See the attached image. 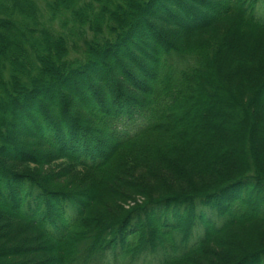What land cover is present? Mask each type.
<instances>
[{
    "label": "trees",
    "instance_id": "1",
    "mask_svg": "<svg viewBox=\"0 0 264 264\" xmlns=\"http://www.w3.org/2000/svg\"><path fill=\"white\" fill-rule=\"evenodd\" d=\"M192 1L189 5L186 0H0V215L9 217L8 221L20 227L21 232L27 226L33 232L40 229L45 240L39 242L30 237L31 233L13 230L12 237L6 234V240L0 237V241L7 242L8 247L12 243L19 247L15 242L23 235L20 241L30 243V247L7 258L3 254L7 245L0 246V264H27L20 256L36 258L35 253L45 259L32 264H51L54 259L59 264H240V259L264 264V158L254 154V144L264 134V103L258 101L259 89L264 85V0ZM156 6L168 13L173 30L164 31L157 24L151 13ZM143 24L152 31L151 38L143 42V51L139 50L133 61L140 57L150 63L146 87L141 89L147 91V102L133 100L122 88L119 95L115 75L106 66L104 80L107 84L109 80L112 93L103 94L113 101L105 103L97 94L103 84L88 71L101 64L107 53L138 34ZM223 58L233 62L236 73H223L219 65ZM221 74L229 76L227 84ZM48 92L56 94L58 103L47 96ZM225 97H237L234 99L244 122L237 126L239 137L228 131L231 136L221 142L224 146H211L202 141L208 138L199 135L195 124L184 120L207 103H222ZM17 104L27 106L25 109L40 107L37 116L27 119L34 130L32 134L37 132L39 138L49 141L51 150H69L66 142L75 139L69 134L74 118L79 129L88 128L91 136H101L112 143L106 145L108 151L98 146L79 155L80 164L97 175L94 188L88 181H72L73 177L70 187L68 183L60 187L61 183L56 182V188H50L34 175L12 168L7 158L27 162L30 158L24 156L35 151L37 157L32 146L42 141L30 134L27 139H14V126L19 122ZM81 108L89 117L88 124ZM42 111L51 115L45 116ZM58 112L61 119H68L58 121ZM50 116L55 120L51 124ZM112 126L117 135L111 132ZM31 137L33 144L28 142ZM177 138L181 146L175 147ZM12 141L14 146L9 144ZM181 149L187 154L177 155ZM6 150L12 155H7ZM200 155L206 157L196 163ZM182 156L196 166L194 176L208 178L206 182L197 179L204 184L201 189L186 180L188 171L176 162ZM229 157L235 161L230 165L232 170L228 169L232 162L226 160ZM130 161L141 163L140 167L150 172V179L149 174L134 178L151 192L149 202L141 210L137 207L124 211V216L107 222L114 212V201L110 200L113 195L119 200L129 198L125 193H113V188L129 184L125 173L129 181L133 179V173L127 172L133 167L121 172ZM173 181H184L186 187L172 183L176 186L171 189L169 183ZM232 186H236V192L223 196L222 191L228 192ZM161 191L166 197L167 212L156 215L168 227L173 217L172 223L177 225L193 219L192 226L185 228L187 233L177 235L174 229L160 237L141 228L142 223L136 224L154 217L150 214H154L157 202L151 199ZM107 198L108 203L102 204ZM181 206L182 214L168 212L169 208L180 210ZM198 207L210 209L211 218L202 220L199 215L195 219ZM243 223L260 227V233L256 228H252L254 233H242L256 242L251 246L246 238H238L226 246V238H222L225 231L232 229L234 233L233 227ZM198 225L201 229L195 234ZM230 236L226 234L227 240L233 238ZM211 244L228 248V263L210 249V254L202 253ZM232 247L238 250L233 252Z\"/></svg>",
    "mask_w": 264,
    "mask_h": 264
},
{
    "label": "rangeland",
    "instance_id": "2",
    "mask_svg": "<svg viewBox=\"0 0 264 264\" xmlns=\"http://www.w3.org/2000/svg\"><path fill=\"white\" fill-rule=\"evenodd\" d=\"M186 1L189 3V5L192 4V2H193L192 0H186ZM158 9L159 8L157 6L153 7V10L151 12L154 16H156L155 21L158 22L157 24H160V26H162V29L164 31H167L170 29L173 30V28H175L174 25L171 26L168 23V20H170L168 13L165 10H161L162 11L161 12ZM157 17H158V19H157ZM159 19H161V20L159 21ZM165 19H166V21H165ZM190 22H193V20H191ZM148 28H149V26L146 24L139 26V31H138L139 33L138 34H136L133 37H130L117 50L112 51L111 53H107V55H105L103 57V62L101 64H95L88 71V73L94 75V77L97 76V78H99L98 79L99 83L103 84V86H100V89H98L97 94L99 95V97H101V100L104 101L105 103L109 104L113 101L112 98L105 96V94H103L104 91H106V93L109 95L112 93L109 86H108L110 84L109 80H108V84H107V81L104 80V79H106V78H104V76L106 77V75H107L106 69H105L106 66L110 67L113 71V74L115 75V81L117 82V85H118L117 89L120 92L119 95H121L122 91L120 89L122 88V90H125V92H127L133 100H135L139 103L147 102V91H144V90L142 91L141 89L146 87L148 76L150 73V63H147L146 60L140 59V57L138 58L137 62H134L133 60L137 57V53L139 52V50L143 51L142 50L143 44H144L143 42H147L151 38L150 32H152V31L149 30ZM164 33H168V32H164ZM166 40H171V39L167 37ZM147 58L149 59L148 56H147ZM219 65L221 66V68H223V73L229 74V76L236 73L237 69L236 68L234 69L233 62L229 61L228 59L226 60L225 58H223V60H221L219 62ZM229 76L226 77L225 75L221 74V79L223 80V82L225 84H227V80H228ZM110 78H111V76H109L108 79H110ZM90 83L93 84L92 81H90ZM89 85L90 84H88L87 86H89ZM90 87L93 89V87L91 85H90ZM91 88H90V90H91ZM112 88H114V86H112V84H111V89ZM113 90L114 89H112V91ZM55 91H57V90H55ZM259 91H260V93H259L260 99L258 101L260 103H264V85L261 89H259ZM54 92H48L47 96L56 104V103H58V101L56 99V94ZM87 92H85V93L87 94ZM75 98H77L80 101H84L83 99H81V97L79 95L78 96L75 95ZM234 98L236 99L237 97H234ZM234 98L232 99L230 97L229 98L225 97L223 99V102H222L223 104L219 103L222 100H217L215 102L207 103L206 105L199 108L195 114L193 113L191 116L189 114V117L186 120H184L185 121L184 123H187L189 125L195 124L196 129L199 130V132H200L199 135L202 134V137L206 135L208 138V139L202 140L204 143L210 144L211 146H216V145L224 146V144L221 142L225 141L227 137L231 136V135H228V131H231V133L232 132L236 133V136L239 137L236 129L238 127H241V125L244 122L243 115L241 113L242 111H240L239 108L237 107V103H236ZM236 100H238V99H236ZM29 103H30V101H29ZM8 105H9V103H7V106ZM45 105H47V102L45 103ZM256 105L260 106V104H257V103H256ZM33 106L35 107L34 109H31V108L25 109L24 107H27V106H20L17 104L18 109H17V113L16 112L15 113H16V118L19 122H16V125L14 126V131H15L14 132V139H16V140H18L19 138L27 139L28 134L36 137L37 139H41V138H39V134H37V132L34 135L32 134L33 133L32 131H34V130L29 125V122L27 119V118H30L31 116L32 117L37 116L38 112L41 111L40 107L37 108L35 105H33ZM116 108L117 107H115L114 110H116ZM47 109L48 108H46V110ZM32 110L35 111V113L32 114V112H33ZM80 110H82V108ZM58 111H59V109H58ZM49 113L51 115V112H49ZM49 113H46V114H49ZM81 113H82L83 117L86 119V123L88 124L89 117L85 116L86 114L83 112V110L81 111ZM24 114H25V116H24ZM42 114L46 116L45 112H43V111H42ZM28 115H29V117H28ZM57 115L59 117L58 121L68 119L67 117H63L61 119V117L59 116L60 115L59 112L57 113ZM48 119H50V121H51L50 124L55 121V120H53L52 116H50ZM47 121L48 120H46V122ZM73 121L74 122H71L72 125L70 124L71 126H70L69 134H70V136L74 135L75 139L73 142H71V141L66 142V146L69 150H67V151L51 150L48 146V144L50 142L49 141H43V139H41L42 140L41 142H35V144H37L35 147V145L33 143H31V141L33 140V137H31V138H29L30 140H28V142L33 144L32 149L36 150V153H38V156L36 157V154L34 151L33 154H31V156H29V154H28V156H24V157L30 158L29 160H26L27 162H20L19 160L9 159V158H7V161H9L12 168H14V170H17L18 173L20 172L21 174H24L27 176H33L34 175L38 179H41L44 182H46V184H48V186L50 188H56L54 186L56 182L61 183L60 187H65L67 183L70 187L69 181H71V177H73L72 181H75V180L76 181H82V182L88 181L92 185V187L94 188L95 184H94L93 180H96L97 175H93L92 173H89L87 171L86 167L84 165L80 164V159L82 157L79 155H81L83 152L89 153L88 150L91 151V150L99 149L98 146H102L101 144H103V142H101L102 137L100 136V138H101L100 139V138H95L94 135L91 136V134L89 132H87L88 128H84L85 131L88 133V134H85L86 132L84 131V129L82 127H80V129H79V127L76 126L77 123L75 121V118ZM25 124L27 125V127L25 126ZM40 125H42V122H40ZM93 128L96 131L94 126H93ZM27 129H29V132L27 131ZM82 130L84 132H82ZM111 132H113L114 135H117L115 133L114 126L111 127ZM99 135H101V134H99ZM14 141L9 142L10 146L15 145ZM119 141L120 140L118 139L117 142H119ZM177 141H178V138L174 141V143H175L174 146L175 147L181 146V144L180 143L178 144ZM59 142L61 144L63 143V141H59ZM190 142H195V140H192ZM46 144H47V147H45ZM106 145H108V147H109L112 145V143L108 142ZM254 145H255V147H254L255 156L258 157L257 155L259 154L260 158L261 157L264 158V134L262 135L261 138L256 140V143ZM189 146H191V145H189ZM7 148L10 149L12 147H7ZM205 149H207V147L202 148L201 153H204ZM183 151H184V149H181V151H178L177 155L187 154ZM6 152L8 153L7 155H12L10 150H6ZM73 153H76L79 157L78 156L77 157L72 156ZM168 154L170 155V154H172V152L170 151V152H168ZM70 156H72V158ZM204 157H206V156L200 155L198 158L199 161H197L196 163H200ZM229 158L230 159L227 158L226 160L227 161L230 160L232 162L228 164V167H229L228 169L232 170L233 168L230 165L233 164L235 161H234L233 157H229ZM25 159H27V158H25ZM176 159H179V158L176 156ZM31 160L35 161V163L32 162ZM188 160H189L188 157L182 156L181 160L176 161V162H177V164H181V167L183 169H185L186 171H188L187 173H185V171H184V173H185L186 180L188 179V182L190 181V184L192 182L195 184L194 185L195 187H198V188L203 187L204 184H202V182L199 183V181L202 179L201 181L206 182V181H208V178H203L204 175H201L199 177L194 176V174H193L194 169L193 168H195L196 166L190 160L189 161ZM152 161H153L152 163L156 162L155 160H152ZM135 163H133V162L131 163V161H130V163H127V165L123 168V170H121V172L122 171L124 172V171H126V169L129 166L133 167L132 171L127 169V172L133 173V175H134L133 179L129 181L130 177L125 173L126 178L128 180L125 182L127 184L128 183L129 184L128 185L124 184V185L115 186V188H113V193L114 192L117 194L118 193H125L129 196V198L119 200L113 195V198H111L110 200L114 201V207H112V210L114 212H113L112 216H108L106 218L105 221H107V222H112V220L120 218L121 215L124 216V214L122 213L124 211L129 212V211H131L137 207L139 210H141V208L149 202V197L151 195V192L149 190L145 189L144 187L140 186V183L136 182L134 178L142 179V176L149 174V178H147V179H150V172L145 170V168L140 167L141 163L137 164V165H135ZM187 163L189 165H187ZM186 165L188 166V168ZM120 167H121V164H120ZM108 171H110V170H108ZM108 171H106V172H108ZM223 172H225V171H223ZM197 179H199V181ZM194 180H196V181H194ZM84 182H83V184H85ZM172 183H173V185L176 184L179 187H183V188L186 187V185L184 184V181H181V183H179V182L176 183L173 181V182H171V184L169 183V186L171 187V189H173L176 186L175 185L173 187ZM74 187L76 188V185ZM60 189H62V188H60ZM199 189H201V188H199ZM161 190L165 191L163 188ZM91 191H93V193H96L94 190H91ZM162 191L159 192L154 197V199H151V200L157 202L154 204V207H155L154 208V211H155L154 214H150V216L153 215L154 217L148 221L144 220V222L142 220L136 221V224L139 225L142 223L140 225L141 228H142V226H144L145 230H149L150 233L154 232V233H156L157 236H160V237L162 235L164 237H166L168 235V233H171V230H174V229H176L175 232L177 233V235H181V233H187L185 228H189L190 226H192V224L194 223L193 219H191V221H189V222H183V220H181L183 223H179L177 225V223H172V221L174 219V217H173L172 220H170V222H169L171 225L168 227L163 222V220H160L159 217L156 215V213L164 215V213L167 212L168 205L166 204V201H165L166 197H163L164 195L162 194ZM183 191H186V189ZM235 192H236V186H232L231 189L228 190V192L222 191V194H223V196H225V195L227 196V195H230L231 193H235ZM109 193H111V192H109ZM87 197L88 196H86L85 199ZM163 198H165V199H163ZM104 200H102V204L106 205L108 203L107 201H109V200H108V198L104 199ZM169 209L170 210H168V212L171 211L173 214H174V212H173L174 210L180 211L182 214L184 208L182 207V208H180V210L177 208H169ZM147 212H149V211H147ZM194 213H195V219L200 215V219H202V220H204V218L207 220L210 219L211 214H212L210 209L206 210V208H200V207H198L197 210L194 211ZM201 213L205 214V217H202ZM187 217H189V216H187ZM8 218L9 217H6L3 214L0 215V226H3V228L0 230V237L3 238L2 241L6 240V234L9 238L12 237L10 235V233H12L13 230L17 231V233H31L30 237L32 236L31 238L35 239L36 241H39V242L45 241L43 238H41L42 236H40V232H39L40 229L37 228L38 231L35 229L36 231L33 232V229L30 226H27V227H25V231L21 232L20 227H18L15 224L12 225L8 221ZM203 223L204 222H202V224ZM241 226H243V228L239 229V227H241ZM237 227H238V229H237ZM252 228H256L259 232L258 228H260V227H257V226L250 227V226H248V223H243L240 226L238 225L236 227H233L234 230L235 229L238 230V231L235 230L234 233L230 232V231H232V229H228L227 231H225V234L222 237L223 239L226 238L224 241V244L225 245L226 244L231 245V243H232L231 241L236 242L235 240L238 238L245 239L247 235L242 234V233H254L255 231L252 230ZM263 228H264V226L262 227V229ZM200 229H201V227H200ZM200 229H199V225H198V229L195 226V232L194 233L196 234L197 231H199ZM252 231H254V232H252ZM226 234H227V237L229 236V234H231V236L233 238L227 240ZM13 235L16 236V233H13ZM27 235H29V234H27ZM20 237L22 239L25 238V236H23V235H21ZM20 237L17 238V240L20 239L22 241V239ZM39 238H41V239H39ZM12 239L13 238H11L9 240H12ZM37 239H39V240H37ZM246 239L248 241V244L251 243V246H252V243L256 242L255 240L250 239V238L249 239L246 238ZM20 240H18V242L17 241L15 242L16 245H18L19 247H15V245L12 246L13 243L9 244V247H8L7 242L5 244H3L2 241H0V246L3 245V247H5V245H7V247H8V248L6 247L5 252L3 253L4 257H7V258L12 257V256H15L16 254H19V253H22V252H25L28 250V248L30 247V243H26V242L22 243ZM237 243H239V241ZM245 243H247V242H245ZM206 248H205L206 249L205 251H202L203 254H210L209 253V249H210L214 255H217V253H218L222 259H224L225 257L227 258V256L230 255L227 253L225 254V252L228 249L227 247H224V249L223 248H217V247H214V244H211L209 246L207 245ZM231 250L233 252H236L238 249L233 248ZM39 254H41V253H39ZM35 255H37L36 258H34V256L31 257V256H27V255H22V256H20V258L22 259V261H24L27 264H32L33 262L37 263V262H40V260L42 261L43 259H45V258H41V259L38 258V257H42L43 255L40 256V255H38V253H35ZM240 260H241L240 264L241 263L242 264H244V263L255 264V262L249 261L248 259L245 262L242 259H240ZM52 261L53 262H51V264H59L60 263L59 261H56V259H54ZM228 262L229 261L227 260L225 263H228ZM199 264H203V263H199Z\"/></svg>",
    "mask_w": 264,
    "mask_h": 264
},
{
    "label": "bare ground",
    "instance_id": "3",
    "mask_svg": "<svg viewBox=\"0 0 264 264\" xmlns=\"http://www.w3.org/2000/svg\"><path fill=\"white\" fill-rule=\"evenodd\" d=\"M100 139H101V138H100ZM102 140H103L104 142H103ZM101 142H103V144H101V145H102V148H103L104 150H106V147H107L106 144L108 143V140H107V139H101ZM108 149H109V148H108ZM106 151H108V150H106Z\"/></svg>",
    "mask_w": 264,
    "mask_h": 264
}]
</instances>
